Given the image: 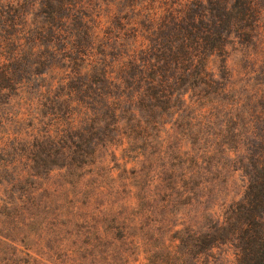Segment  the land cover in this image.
I'll return each instance as SVG.
<instances>
[{"label": "rangeland", "instance_id": "rangeland-1", "mask_svg": "<svg viewBox=\"0 0 264 264\" xmlns=\"http://www.w3.org/2000/svg\"><path fill=\"white\" fill-rule=\"evenodd\" d=\"M132 1L72 0L66 9L68 0H0V264H235L229 221L248 180L240 158L247 141H232L235 114L223 104L244 98L241 86L252 94L264 87V60L245 64L235 50L240 74L229 80L238 79V95L215 94L218 83L187 92L168 103L157 130L135 134L143 141H122L115 129L105 136L113 118L102 97L137 90L136 66L115 63L129 54L133 29L147 34ZM58 12L68 22L37 31ZM216 66L223 74L219 58ZM246 103L235 109L248 118L254 103ZM93 109L104 113L103 130L91 126ZM220 220L228 239L203 243L202 231Z\"/></svg>", "mask_w": 264, "mask_h": 264}, {"label": "trees", "instance_id": "trees-1", "mask_svg": "<svg viewBox=\"0 0 264 264\" xmlns=\"http://www.w3.org/2000/svg\"><path fill=\"white\" fill-rule=\"evenodd\" d=\"M55 1L58 4L62 2ZM71 1L68 0L64 6L66 9L70 7ZM139 1L133 0L135 6L128 7L134 14L145 13L149 22V26L144 29L147 34H138L133 29L134 44L127 48L129 54H123L122 58L115 61L120 68L126 60L131 66H136L137 74L133 76L135 81H131V84L137 86V90L132 96L114 99L107 96L101 99L105 114L113 118L111 131H103V134L112 135L113 129L120 130L121 140L127 143L137 139L143 141L135 137L137 133L149 135L157 130L163 122L164 113L171 107L168 103L174 98L185 101L187 92L194 91L201 95L208 91V87L218 83V89L213 90L215 94L227 91L234 96L238 95V79L229 80L239 78L240 74L233 62V51L241 53L245 64L264 60V33L260 26L261 9L257 0H151L158 2V5L149 0ZM191 1H194V7L186 9V4ZM179 8L184 11L183 14L178 13ZM63 13H52L50 19L43 22L42 28L37 31L55 33L52 24L60 29L68 22ZM77 20L82 22L81 19ZM216 58L221 62L223 74L218 72L217 66L214 68ZM111 66L114 67L113 64ZM99 71L105 77H110L105 68H99ZM220 77L228 79V83L221 81ZM221 82L225 83L222 87ZM176 84L188 88L185 92L174 90V93H169ZM241 94L244 98H240V102L232 100L230 105L223 104L235 114L231 122L237 129H229L232 141L236 144L243 139L247 141L244 144L246 153H241L240 158H244L241 162L247 169L248 180L244 196L233 207V220L229 224H234L230 229L238 240L235 264H264V112L258 108L259 100L264 99V87L261 85L252 94L248 86L247 89L241 86ZM247 101L254 103V107L248 106V118L235 109L241 103L247 107ZM121 102L127 106L117 110L114 106ZM89 116L95 123V126L91 124L95 131L103 130L99 120L104 113L93 109ZM252 121H262L263 125L254 126ZM226 223V220L217 221L213 232L203 230L202 242L211 245L215 240L220 241L221 235H224L225 240L228 239Z\"/></svg>", "mask_w": 264, "mask_h": 264}]
</instances>
